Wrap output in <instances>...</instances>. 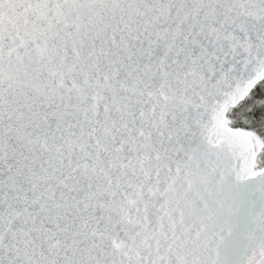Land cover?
I'll list each match as a JSON object with an SVG mask.
<instances>
[{
    "label": "snow or ice",
    "instance_id": "6c2138e0",
    "mask_svg": "<svg viewBox=\"0 0 264 264\" xmlns=\"http://www.w3.org/2000/svg\"><path fill=\"white\" fill-rule=\"evenodd\" d=\"M0 264H264V0H0Z\"/></svg>",
    "mask_w": 264,
    "mask_h": 264
}]
</instances>
